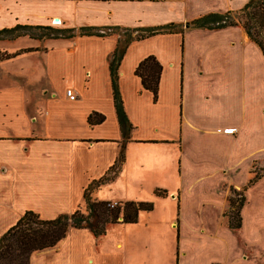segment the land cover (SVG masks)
I'll list each match as a JSON object with an SVG mask.
<instances>
[{
	"label": "crops",
	"instance_id": "crops-1",
	"mask_svg": "<svg viewBox=\"0 0 264 264\" xmlns=\"http://www.w3.org/2000/svg\"><path fill=\"white\" fill-rule=\"evenodd\" d=\"M248 1L0 0V29L182 25L179 32L126 47L117 69L131 123L126 137L108 67L118 34L0 40V53L14 54L0 58V238L26 210L44 219L72 212L82 203L84 187L106 172L122 148L120 172L127 164L153 170L158 179H179L190 171L196 180L219 175L222 208L214 225H200V235L193 237L215 251L203 264H264V201L254 220L246 221L251 195L258 189L264 194V179L244 189L248 204L241 207L238 229L221 217L224 186L243 185L251 161L264 152V55L240 24L215 29L190 24L204 14L238 11ZM149 55L162 66L156 99L134 72ZM68 88L76 99L66 96ZM94 112L104 117L101 122L88 121ZM243 161L248 176L233 183ZM126 244L71 228L53 247L32 252L28 264H151ZM184 256L180 264H187L188 253Z\"/></svg>",
	"mask_w": 264,
	"mask_h": 264
},
{
	"label": "trees",
	"instance_id": "trees-1",
	"mask_svg": "<svg viewBox=\"0 0 264 264\" xmlns=\"http://www.w3.org/2000/svg\"><path fill=\"white\" fill-rule=\"evenodd\" d=\"M244 13L245 20L236 18ZM191 26L197 28L215 29L240 24L248 36L256 42L264 55V38H260L264 31V0H249L240 10L224 13H208L201 15L192 21ZM182 30L181 24L167 23L157 26L140 27H93L80 26L68 28H55L52 26H32L16 24L10 28L0 29L1 39H13L28 34L31 37L42 38H72L77 35L105 36L111 32H117L118 38L115 49L108 60V67L112 84L113 103L122 136L129 135L131 123L123 109L122 99L118 88L117 69L126 47L133 40H142L159 33H173ZM122 31V32H121ZM262 36V35H261ZM14 54L0 53V58L5 59ZM162 66L153 55L143 58L135 68V74L140 78L142 88L150 91L156 99ZM99 113H92L88 117L90 123H98L103 120ZM123 163V152L114 163L99 178L92 179L83 189L82 200L84 211L75 208L70 213H63L52 219H44L32 210H26L0 238V264H28L32 252L43 250L56 245L66 236L69 229H87L94 237H101L111 225L120 223H136L141 212H149L153 209L151 201L125 200L113 203L93 197V193L104 183H109L117 176ZM264 177V170L254 172L247 182V187L253 185L258 179ZM245 189V188H244ZM233 192H236L233 190ZM157 196H167L165 189L156 188ZM239 199L229 198V210L226 213L227 225L232 229H238L242 222L240 214L245 197L243 192Z\"/></svg>",
	"mask_w": 264,
	"mask_h": 264
},
{
	"label": "rangeland",
	"instance_id": "rangeland-1",
	"mask_svg": "<svg viewBox=\"0 0 264 264\" xmlns=\"http://www.w3.org/2000/svg\"><path fill=\"white\" fill-rule=\"evenodd\" d=\"M236 18L243 21L246 17L244 13H240L238 16L236 15ZM56 24L58 25L59 23ZM55 28L59 27L57 26ZM111 34L117 35L118 33L111 32ZM261 35L260 38H264V31H261ZM126 167L127 170L123 168V172H120V168L114 180L102 184L93 193V197L107 201H110L112 196H118L122 198V201H151L153 203V209L149 212H141L136 223H120L109 226L102 236L103 239L110 240L113 238L126 241L128 247L136 255L139 253L142 258L149 257L151 264H180V258H184L183 262L185 261V252L188 253L187 264H192L197 260L199 264L207 261L215 251L211 247L200 243L199 240H195L193 237L200 235V225H214L216 222L218 211L222 208L220 193L217 192L221 177L219 175H212L204 178V180H196L194 173L190 171L186 172L184 177L179 179H172L170 177L158 179L156 176L160 175H157L153 170H133L127 164ZM240 167L241 169L231 177L233 183H241L248 176L246 170L247 162H241ZM249 170L250 178L254 175V172L260 173L264 170V152L251 161ZM248 179L239 188L232 189V185L224 186L226 191V206L221 213V217L225 224H227L226 213L229 210L230 197L239 199L241 194H237L236 192H243L245 200L242 208L248 204L247 189L251 187H247ZM261 179H264V177ZM156 185L165 187L168 191H175L168 192L165 197H160L153 191ZM263 186L264 182L261 187ZM244 188L247 189L244 190ZM233 190L236 192H233ZM259 190H256L251 195L252 202L250 198L251 207L248 208V219L245 214L247 222L254 220V214L264 201V194L260 193ZM111 202L116 203L115 200H111ZM76 208L84 211L83 200ZM242 208L240 214H242ZM179 218L181 222L178 221ZM262 218H264L263 213ZM177 231L179 233L178 238H176ZM262 254H264V251Z\"/></svg>",
	"mask_w": 264,
	"mask_h": 264
},
{
	"label": "built area",
	"instance_id": "built-area-1",
	"mask_svg": "<svg viewBox=\"0 0 264 264\" xmlns=\"http://www.w3.org/2000/svg\"><path fill=\"white\" fill-rule=\"evenodd\" d=\"M53 23H58V21H53ZM66 96L71 99L74 100L76 99V94L74 93V91L71 88L66 89Z\"/></svg>",
	"mask_w": 264,
	"mask_h": 264
}]
</instances>
